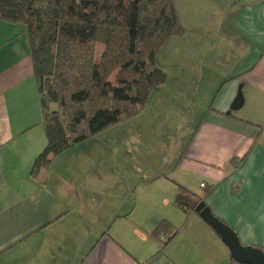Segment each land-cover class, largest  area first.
<instances>
[{
    "label": "crops",
    "instance_id": "crops-1",
    "mask_svg": "<svg viewBox=\"0 0 264 264\" xmlns=\"http://www.w3.org/2000/svg\"><path fill=\"white\" fill-rule=\"evenodd\" d=\"M260 3L246 32L258 56L234 86L264 90ZM236 92L193 123L176 157L106 171L104 155L73 144L32 173L46 137L29 43L20 24L0 19V264H233L198 213L175 206L177 185L202 197L242 245L264 250V129L227 114ZM160 221L169 227L156 236ZM172 227L163 247L159 236Z\"/></svg>",
    "mask_w": 264,
    "mask_h": 264
},
{
    "label": "trees",
    "instance_id": "trees-1",
    "mask_svg": "<svg viewBox=\"0 0 264 264\" xmlns=\"http://www.w3.org/2000/svg\"><path fill=\"white\" fill-rule=\"evenodd\" d=\"M0 19L20 24L29 43L46 137L32 173L73 144L135 116L166 80L157 52L183 32L173 0H0ZM177 187L175 206L195 211L202 197ZM168 225L160 221L153 234ZM171 229L163 247L179 231Z\"/></svg>",
    "mask_w": 264,
    "mask_h": 264
},
{
    "label": "rangeland",
    "instance_id": "rangeland-1",
    "mask_svg": "<svg viewBox=\"0 0 264 264\" xmlns=\"http://www.w3.org/2000/svg\"><path fill=\"white\" fill-rule=\"evenodd\" d=\"M173 4L183 32L169 38L156 54L165 82L150 93L135 116L77 143V150L104 155L106 171L176 157L197 120L215 100L221 96L226 100L225 93L240 85L244 104L234 113L248 115L258 133L264 129V90L243 81L234 86L235 78L258 56L246 32L260 0H173ZM101 49L96 46L97 55Z\"/></svg>",
    "mask_w": 264,
    "mask_h": 264
},
{
    "label": "water",
    "instance_id": "water-1",
    "mask_svg": "<svg viewBox=\"0 0 264 264\" xmlns=\"http://www.w3.org/2000/svg\"><path fill=\"white\" fill-rule=\"evenodd\" d=\"M244 97L241 91V85L238 87L235 97L233 98L229 110L236 111L242 108ZM203 221L209 225L221 238L227 246L231 258L238 264H264V250L253 246L242 245L235 232L215 217L209 208L202 202L197 203L194 209Z\"/></svg>",
    "mask_w": 264,
    "mask_h": 264
},
{
    "label": "built area",
    "instance_id": "built-area-1",
    "mask_svg": "<svg viewBox=\"0 0 264 264\" xmlns=\"http://www.w3.org/2000/svg\"><path fill=\"white\" fill-rule=\"evenodd\" d=\"M200 186H204V183H200ZM159 240H161L162 242H164L166 240V237L164 235H160L159 236Z\"/></svg>",
    "mask_w": 264,
    "mask_h": 264
}]
</instances>
